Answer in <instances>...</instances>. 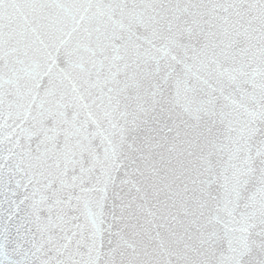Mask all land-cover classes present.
Wrapping results in <instances>:
<instances>
[{
	"label": "snow or ice",
	"instance_id": "1",
	"mask_svg": "<svg viewBox=\"0 0 264 264\" xmlns=\"http://www.w3.org/2000/svg\"><path fill=\"white\" fill-rule=\"evenodd\" d=\"M0 264H264V0H0Z\"/></svg>",
	"mask_w": 264,
	"mask_h": 264
}]
</instances>
